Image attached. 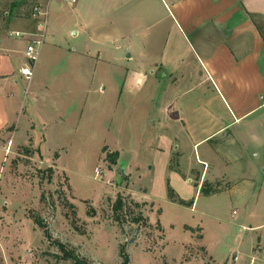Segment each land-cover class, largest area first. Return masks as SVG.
I'll return each mask as SVG.
<instances>
[{
    "label": "crops",
    "instance_id": "obj_1",
    "mask_svg": "<svg viewBox=\"0 0 264 264\" xmlns=\"http://www.w3.org/2000/svg\"><path fill=\"white\" fill-rule=\"evenodd\" d=\"M48 6L30 83L20 70L41 32L38 21L29 14L0 25V140L33 131L28 105L38 66L59 56L74 72L104 67L120 92V102H111L121 109L123 134L138 157L124 168L123 153L112 151L120 154L130 188L137 171L147 180L142 184L139 175L132 199L166 198L168 183L193 202L192 210L204 183L218 188L204 198L241 207L264 199V0H51ZM6 148L0 141V164ZM255 244L264 250L262 236Z\"/></svg>",
    "mask_w": 264,
    "mask_h": 264
},
{
    "label": "rangeland",
    "instance_id": "obj_2",
    "mask_svg": "<svg viewBox=\"0 0 264 264\" xmlns=\"http://www.w3.org/2000/svg\"><path fill=\"white\" fill-rule=\"evenodd\" d=\"M50 1L0 0V25L28 14L35 20L33 9L49 8ZM111 80L104 67L74 72L59 56L39 64L36 97L28 105L33 131L0 140L7 147L0 164V264H75L63 260L59 244L89 264H120L122 244H128L130 264H263L264 250L254 243L262 236L264 245V199L241 207L201 197L193 210L158 194L130 199L129 189L138 191L146 172L134 174L135 188L121 174L138 156L123 134L121 109L113 108L111 101L121 97ZM105 147L123 153L122 170L119 162L106 161ZM141 159L146 165L149 157ZM119 195L128 201L123 226L113 219ZM141 199L156 204L137 208ZM140 210L150 226L132 222ZM32 218L42 221L49 237Z\"/></svg>",
    "mask_w": 264,
    "mask_h": 264
},
{
    "label": "trees",
    "instance_id": "obj_3",
    "mask_svg": "<svg viewBox=\"0 0 264 264\" xmlns=\"http://www.w3.org/2000/svg\"><path fill=\"white\" fill-rule=\"evenodd\" d=\"M17 7L16 4H13V9L12 11ZM17 9V8H16ZM11 11V12H12ZM29 15V14H28ZM108 149L105 147L103 149V152L106 153V161L110 163V165L114 166L117 165L119 162V158H120V154L119 152H108ZM47 172L50 174L49 177L52 176L53 174V170L50 168L47 170ZM167 191H168V197L169 200L173 203H177L180 204L182 206L184 205H188V206H193V202L187 203L182 201L178 195L175 193V191L173 190V188L170 186V184L168 183L167 185ZM218 193V188L213 187L212 185L208 184V183H204L202 188H201V194L204 197H209L211 195H215ZM127 197H130L129 195H127ZM130 199H132V197H130ZM133 200V199H132ZM127 203L128 201L126 200V198L123 195H119L116 199V201L114 202V204L112 205V211H113V219L116 221V223H118L119 225L123 226L126 220V215H128V208H127ZM132 203V202H131ZM145 204H135V206L137 208H141L142 206H144ZM151 206H153V204H151ZM160 212H162V210H160ZM90 216H94L95 212L93 211V209L89 212ZM129 214H132V212H129ZM33 222L35 223V225L39 226V227H43L44 231H45V235L46 237H49V234L47 232V229L43 226V223L41 220L37 219V218H32ZM132 222L135 224H143L145 226H150V222L148 217H146L144 215V212L142 210H140L138 212L137 215H135L134 217L132 216ZM157 227L162 230V226L161 223L158 221L157 222ZM186 229H190L189 227H186ZM60 248V251L63 253V260H73L75 261V264H89L88 262L84 261V260H80L78 258L75 257V255L73 254V252L68 251L63 245L58 246ZM127 247L128 244H122L120 245V249H119V257L121 259V263L120 264H130V255L127 251Z\"/></svg>",
    "mask_w": 264,
    "mask_h": 264
},
{
    "label": "built area",
    "instance_id": "obj_4",
    "mask_svg": "<svg viewBox=\"0 0 264 264\" xmlns=\"http://www.w3.org/2000/svg\"><path fill=\"white\" fill-rule=\"evenodd\" d=\"M64 2H69L75 4L76 0H62ZM50 10L49 8H39L35 7L32 12V16L38 21L40 33L35 34V39H32L26 49V63L21 68L20 74L23 76L26 82L30 83L34 76L35 67L39 60L40 49L45 42L46 38V28L49 20ZM17 37H22L20 33L15 34Z\"/></svg>",
    "mask_w": 264,
    "mask_h": 264
},
{
    "label": "water",
    "instance_id": "obj_5",
    "mask_svg": "<svg viewBox=\"0 0 264 264\" xmlns=\"http://www.w3.org/2000/svg\"><path fill=\"white\" fill-rule=\"evenodd\" d=\"M122 176H123V172H121Z\"/></svg>",
    "mask_w": 264,
    "mask_h": 264
}]
</instances>
